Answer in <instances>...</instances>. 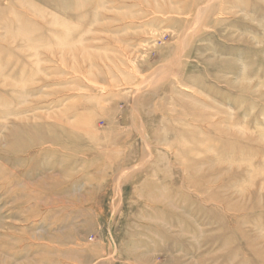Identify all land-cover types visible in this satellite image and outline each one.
<instances>
[{"label": "rangeland", "instance_id": "374dc122", "mask_svg": "<svg viewBox=\"0 0 264 264\" xmlns=\"http://www.w3.org/2000/svg\"><path fill=\"white\" fill-rule=\"evenodd\" d=\"M0 264H264V0H0Z\"/></svg>", "mask_w": 264, "mask_h": 264}, {"label": "bare ground", "instance_id": "6f19581e", "mask_svg": "<svg viewBox=\"0 0 264 264\" xmlns=\"http://www.w3.org/2000/svg\"><path fill=\"white\" fill-rule=\"evenodd\" d=\"M214 1V0H213ZM207 8V7H206ZM138 93H139V91H138ZM21 98H23V97H21Z\"/></svg>", "mask_w": 264, "mask_h": 264}]
</instances>
